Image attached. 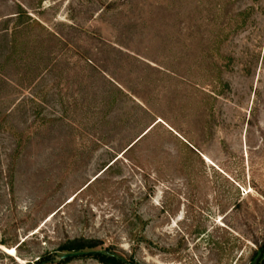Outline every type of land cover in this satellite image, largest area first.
<instances>
[{"label":"rangeland","instance_id":"obj_1","mask_svg":"<svg viewBox=\"0 0 264 264\" xmlns=\"http://www.w3.org/2000/svg\"><path fill=\"white\" fill-rule=\"evenodd\" d=\"M70 241L261 264L264 0H0V264Z\"/></svg>","mask_w":264,"mask_h":264},{"label":"trees","instance_id":"obj_2","mask_svg":"<svg viewBox=\"0 0 264 264\" xmlns=\"http://www.w3.org/2000/svg\"><path fill=\"white\" fill-rule=\"evenodd\" d=\"M134 146V145H133ZM95 244L91 242H83V241H70L66 245L61 247L62 251H66L68 253L75 252H84L83 254H89L96 257L103 264H139L135 260H127L119 254L112 252L110 250H96L92 252H85L84 250L87 247H94ZM263 250V259L261 264H264V247ZM73 256L65 257V261H69Z\"/></svg>","mask_w":264,"mask_h":264},{"label":"water","instance_id":"obj_3","mask_svg":"<svg viewBox=\"0 0 264 264\" xmlns=\"http://www.w3.org/2000/svg\"><path fill=\"white\" fill-rule=\"evenodd\" d=\"M142 136H143V135H141L138 139H136V141H134V143L132 144V146L135 145V144L139 141V139H140ZM82 253H84V252L68 253V254H65L63 257L74 256V255L82 254Z\"/></svg>","mask_w":264,"mask_h":264},{"label":"bare ground","instance_id":"obj_4","mask_svg":"<svg viewBox=\"0 0 264 264\" xmlns=\"http://www.w3.org/2000/svg\"><path fill=\"white\" fill-rule=\"evenodd\" d=\"M208 161H210V160H208Z\"/></svg>","mask_w":264,"mask_h":264}]
</instances>
